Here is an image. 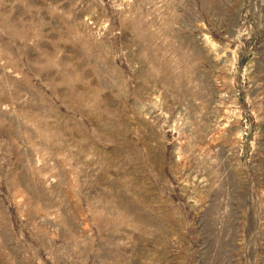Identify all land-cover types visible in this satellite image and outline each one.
<instances>
[{"label":"rangeland","instance_id":"374dc122","mask_svg":"<svg viewBox=\"0 0 264 264\" xmlns=\"http://www.w3.org/2000/svg\"><path fill=\"white\" fill-rule=\"evenodd\" d=\"M0 264H264V0H0Z\"/></svg>","mask_w":264,"mask_h":264}]
</instances>
